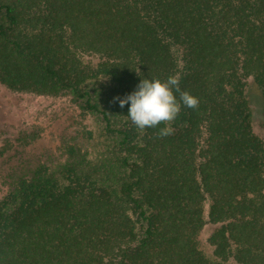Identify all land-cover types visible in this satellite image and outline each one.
Returning <instances> with one entry per match:
<instances>
[{
    "label": "trees",
    "instance_id": "obj_1",
    "mask_svg": "<svg viewBox=\"0 0 264 264\" xmlns=\"http://www.w3.org/2000/svg\"><path fill=\"white\" fill-rule=\"evenodd\" d=\"M170 76L198 108L141 133L114 98ZM249 80L264 97V0H0V85L76 100L111 140L92 169L72 147L57 167L3 160L0 264H264Z\"/></svg>",
    "mask_w": 264,
    "mask_h": 264
},
{
    "label": "rangeland",
    "instance_id": "obj_2",
    "mask_svg": "<svg viewBox=\"0 0 264 264\" xmlns=\"http://www.w3.org/2000/svg\"><path fill=\"white\" fill-rule=\"evenodd\" d=\"M246 92L254 126L262 132L264 97L250 80ZM81 107L80 102L67 96L53 98L20 94L0 85V147L5 145L8 148L4 158L0 159V167L3 160L15 162L33 156L55 159L53 164L57 167L73 159L67 154V147L78 152L77 160L88 169L103 165L105 157L110 154L107 144L111 140L106 138L99 116ZM22 138L25 139V142L22 140L25 144L23 155L16 151L20 145L18 140ZM211 230L210 225L201 230L198 244L203 254L213 261L212 247L207 241Z\"/></svg>",
    "mask_w": 264,
    "mask_h": 264
},
{
    "label": "clouds",
    "instance_id": "obj_3",
    "mask_svg": "<svg viewBox=\"0 0 264 264\" xmlns=\"http://www.w3.org/2000/svg\"><path fill=\"white\" fill-rule=\"evenodd\" d=\"M114 100L118 101L121 108L126 104L130 105L127 118L141 133L146 128L155 129L165 125L156 133L159 138L174 134L171 125L177 118L181 105L191 109L199 106V99L182 90L176 76H170L164 81L141 79L136 91L124 98L115 97Z\"/></svg>",
    "mask_w": 264,
    "mask_h": 264
}]
</instances>
